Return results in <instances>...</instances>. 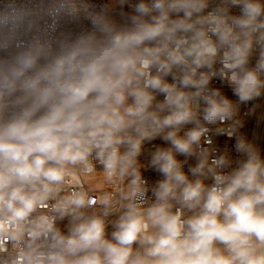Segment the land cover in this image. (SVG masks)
Masks as SVG:
<instances>
[{
  "label": "clouds",
  "instance_id": "1",
  "mask_svg": "<svg viewBox=\"0 0 264 264\" xmlns=\"http://www.w3.org/2000/svg\"><path fill=\"white\" fill-rule=\"evenodd\" d=\"M261 129L264 0H0V264H264Z\"/></svg>",
  "mask_w": 264,
  "mask_h": 264
},
{
  "label": "built area",
  "instance_id": "2",
  "mask_svg": "<svg viewBox=\"0 0 264 264\" xmlns=\"http://www.w3.org/2000/svg\"><path fill=\"white\" fill-rule=\"evenodd\" d=\"M248 128H249V131L251 132L254 128V124L250 123ZM261 133L264 134V129H261Z\"/></svg>",
  "mask_w": 264,
  "mask_h": 264
}]
</instances>
